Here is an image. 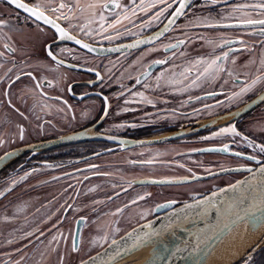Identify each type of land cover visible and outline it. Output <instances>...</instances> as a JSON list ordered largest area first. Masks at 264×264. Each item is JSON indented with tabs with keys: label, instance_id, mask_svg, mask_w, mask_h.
<instances>
[{
	"label": "flooded vegetation",
	"instance_id": "flooded-vegetation-1",
	"mask_svg": "<svg viewBox=\"0 0 264 264\" xmlns=\"http://www.w3.org/2000/svg\"><path fill=\"white\" fill-rule=\"evenodd\" d=\"M263 91L264 0H0V264L48 240L64 261L244 174L143 182L255 169L264 101L239 111Z\"/></svg>",
	"mask_w": 264,
	"mask_h": 264
},
{
	"label": "water",
	"instance_id": "water-1",
	"mask_svg": "<svg viewBox=\"0 0 264 264\" xmlns=\"http://www.w3.org/2000/svg\"><path fill=\"white\" fill-rule=\"evenodd\" d=\"M264 101V91L239 111L240 115L253 110ZM82 135L61 138L57 143L81 141ZM152 141H140L151 143ZM50 146H25L20 155ZM216 152L215 148L204 150ZM12 154L0 161L6 165ZM244 174L236 182L205 196H196L178 207L143 222L80 264H116L138 252L149 249L145 264H205L215 249L230 233L244 226L254 234L264 227V163L258 167L231 168L204 176L180 181H149L150 184H184L225 174ZM167 207V206H166ZM161 210H156L155 213Z\"/></svg>",
	"mask_w": 264,
	"mask_h": 264
},
{
	"label": "rangeland",
	"instance_id": "rangeland-1",
	"mask_svg": "<svg viewBox=\"0 0 264 264\" xmlns=\"http://www.w3.org/2000/svg\"><path fill=\"white\" fill-rule=\"evenodd\" d=\"M261 88H263V87L261 86ZM257 91H258V89L256 90V92ZM260 108H264V104L261 105L260 107H258L257 110H260ZM250 128H249V130H250V132L252 134L258 135L260 138H264V119H260L253 127L250 126ZM183 148L184 147L174 148L173 149L171 147H165L164 148V153L166 155H168L169 153H172L173 151L181 150ZM188 159H190L191 161H192V159L196 160V162L199 163V165H197V167L200 168V170L203 171V173L204 172L213 171L215 169H218L220 167H223V166L227 165V163H222V162H220V163L211 162L212 159L208 158V157H197V158H188ZM183 160H185V159H183ZM188 162H190V161H188ZM238 163L239 162H237V161L230 160V162L228 164L232 165V164H238ZM202 164H204V165L202 166ZM165 168H166L165 172L174 173L173 171H171V168L170 169L168 167H165ZM176 174H181V175H185L186 174V175H188V173L186 172V170L182 166L179 167V169L177 170ZM239 179L240 178L236 177L233 180V178L230 177V179L229 178L228 179L224 178V179H220L221 181H218V182L211 181L210 183H216V184L218 183V184H221V185L225 186V185H230V184L236 182ZM226 180H229V181H226ZM198 189H199V187L193 186V187H189L188 189H185V190L186 191H188V190L189 191H196ZM183 190L184 189H182L181 191H183ZM182 196H184V195H182ZM185 197L187 198V196H185ZM123 232H124V230L116 231L113 234V237L114 236H119L120 237V235H122ZM89 235H92V233L89 232ZM263 241H264V237L263 238L261 237L260 243L257 244L256 246H254L249 251H247V254L249 256H252L257 249L262 248L263 247V245H262ZM102 244L103 243H101L99 245H98V243H94L93 244L91 241H89V238H87V240L80 246V248L77 251H74L71 246L68 247L67 248V252H68L67 258H71V259L76 260L77 262L80 263V261L86 260L87 258L91 257L93 254L97 253L99 248H101ZM31 251H32L31 256L27 257V258L25 256L21 257L22 259L20 260L19 263H21V264H63V262L65 261V259L63 261L60 258V254H61L60 253V246L59 247L58 246L56 247L54 245L51 246L49 240L46 243H44V244H40V243L36 244L35 246H33L31 248ZM246 255H244V256H246ZM244 256L240 260L235 261L233 264H238V262H240L242 259H244Z\"/></svg>",
	"mask_w": 264,
	"mask_h": 264
},
{
	"label": "bare ground",
	"instance_id": "bare-ground-1",
	"mask_svg": "<svg viewBox=\"0 0 264 264\" xmlns=\"http://www.w3.org/2000/svg\"><path fill=\"white\" fill-rule=\"evenodd\" d=\"M148 218L149 219L147 220H150L151 217L149 216ZM261 237H264V227L259 229L254 234L248 233L247 230L244 229V226L238 227L222 240L205 264H233L235 261L240 260L244 255H246L247 251L259 244ZM107 238L108 237L104 238L102 241L103 244L98 251L108 245ZM148 257L149 249H145L116 264H145ZM80 263L71 258H68V260L65 259L63 262V264Z\"/></svg>",
	"mask_w": 264,
	"mask_h": 264
}]
</instances>
